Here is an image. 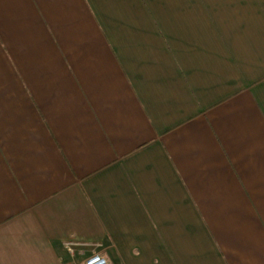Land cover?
<instances>
[{
  "label": "crops",
  "instance_id": "obj_1",
  "mask_svg": "<svg viewBox=\"0 0 264 264\" xmlns=\"http://www.w3.org/2000/svg\"><path fill=\"white\" fill-rule=\"evenodd\" d=\"M93 252L264 264V0H0V264Z\"/></svg>",
  "mask_w": 264,
  "mask_h": 264
},
{
  "label": "built area",
  "instance_id": "obj_2",
  "mask_svg": "<svg viewBox=\"0 0 264 264\" xmlns=\"http://www.w3.org/2000/svg\"><path fill=\"white\" fill-rule=\"evenodd\" d=\"M74 244L75 243L72 242L67 243L68 249L72 250ZM78 264H108V261L103 254L98 252H93Z\"/></svg>",
  "mask_w": 264,
  "mask_h": 264
}]
</instances>
